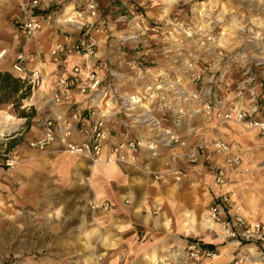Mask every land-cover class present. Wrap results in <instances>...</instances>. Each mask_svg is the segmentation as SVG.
Returning <instances> with one entry per match:
<instances>
[{
    "label": "rangeland",
    "instance_id": "obj_1",
    "mask_svg": "<svg viewBox=\"0 0 264 264\" xmlns=\"http://www.w3.org/2000/svg\"><path fill=\"white\" fill-rule=\"evenodd\" d=\"M24 1L0 0V70L16 74L13 63L26 50L29 67L41 59L46 64L45 90L50 91L56 68L51 49L87 28L101 58L123 73L131 90L162 84L164 77L171 82L177 75L176 85L189 86V63L206 69V81H218L217 93L230 104L240 99L242 82L258 87L264 82V0H94L96 15L90 0H40L34 14L43 28L33 36L24 35L18 25L25 17ZM70 17L73 20L65 21ZM34 39L43 45L40 55L31 49ZM146 70L149 79L143 76ZM28 99L21 107L27 116L12 103L0 109V264H91L95 252L89 234L101 227L90 206L93 162L57 145L46 151L32 149L29 140L40 134L45 112L40 104L27 105ZM214 124L223 127V138L247 168L233 166L228 187L235 188L247 218L248 191L263 180L256 192V220L264 222V147L248 134L256 131L236 123ZM257 139L263 141L264 135ZM10 140L15 144L8 151ZM8 159L16 161L13 166ZM216 230L215 236L223 238ZM246 264H264V247Z\"/></svg>",
    "mask_w": 264,
    "mask_h": 264
},
{
    "label": "built area",
    "instance_id": "obj_2",
    "mask_svg": "<svg viewBox=\"0 0 264 264\" xmlns=\"http://www.w3.org/2000/svg\"><path fill=\"white\" fill-rule=\"evenodd\" d=\"M39 2L24 1L25 17L18 25L26 36H33L43 28V21L34 14ZM89 7L96 15L94 0H90ZM50 56L56 68L52 71L53 81L48 92L44 89L48 80L45 68L41 65L30 68L26 50L20 51L13 63L16 75L31 88L27 105L40 104L45 112L39 125L40 134L29 140V146L34 150L46 151L57 145L71 155L91 159L94 165L137 166L141 163L142 152L155 154L162 148L179 147L184 148V152L175 153L172 161L177 168L180 156L190 163L199 161L206 144L197 141L189 145L186 138L164 128L168 111L179 115L172 117L177 127L184 124L182 112L189 111L192 116L200 115L220 123H237L264 135V100H261L264 82H261V87L244 86L245 82H242L238 89L240 99L230 104L217 93L219 82L211 81L212 84H209L205 78L206 69L189 63L185 67L189 86L148 83L143 91H128L124 87L123 73L109 66L106 60H101L90 28L77 38L66 37L55 44ZM73 56L79 61L68 63V58ZM60 63L64 64L62 68ZM168 86L171 87L169 94L165 91ZM173 105L180 108L176 110ZM113 117L119 118L126 129L111 142L113 130L110 123ZM212 145L218 152L227 155L225 163L211 165L217 185L226 183L228 165L247 170L242 168L241 156L233 153L229 143L217 138ZM15 162L14 159L7 160L10 166ZM178 169L180 174L184 173L182 168ZM235 198V190L224 192L211 205L207 216L208 229L214 230L211 224H216L220 229L219 236L238 246L229 264H246L257 255L258 248L264 247V222L250 221L240 213ZM90 206L94 211L108 212L113 209L111 202L97 199H93ZM220 254L215 246L192 239L186 247L175 250L172 257L184 264H212ZM96 259L97 264H105L101 254Z\"/></svg>",
    "mask_w": 264,
    "mask_h": 264
},
{
    "label": "crops",
    "instance_id": "obj_3",
    "mask_svg": "<svg viewBox=\"0 0 264 264\" xmlns=\"http://www.w3.org/2000/svg\"><path fill=\"white\" fill-rule=\"evenodd\" d=\"M42 47V43L36 39L31 49L36 51L35 53L39 52L40 55ZM68 59L79 61L76 56ZM44 64L45 62L41 59L33 67ZM147 73L150 72L146 70L143 76L151 78ZM151 73L157 74L155 71ZM167 78L169 77H164L167 83L180 82L179 75L171 82ZM124 82L127 85L126 79ZM144 85H137V88L132 90L127 86L124 87L128 91H143ZM169 89H171L170 86L165 90L166 93L170 92ZM45 91L48 92V90ZM172 108L177 110L180 107L173 105ZM165 115L168 119L163 124L164 128L186 138L189 145L197 141L206 144L199 161L190 163L184 156H180L177 159V166L184 172L180 174L172 161L173 155L178 152L183 153L184 148L176 147L162 148L155 154L142 152L141 163L137 166L96 164L94 167L93 164L92 199L109 201L113 209L108 212H96L100 218L101 227L100 232L91 231L89 234V237L94 239L93 242L91 241V248L95 252V257L99 254L103 256L105 264H184L176 262L172 253L186 247L190 240L200 239L215 246L223 254L222 257L214 259L212 264H229L238 246L233 242L226 243L227 239L224 237L215 236L214 232L217 233L218 226L211 224L214 230L208 232L207 220L211 205L221 194L231 191L228 187L231 185L229 176L232 174L230 171L233 166H228L227 181L222 185L214 182V175L210 170L212 164L226 161L227 155L218 152L212 145L215 139L223 138V127L214 124V122L217 123L216 120L200 115L192 116L189 111L182 112L184 124L177 127L172 117L179 115H172L169 111ZM111 120L110 126L113 130L111 142H114L126 126L119 118L113 117ZM254 131L256 133L252 132L253 138L249 137L258 140L257 137L262 134L256 129ZM238 137L240 138V135ZM222 140L226 141L224 138ZM257 143H264V139L258 140ZM259 146L262 147V144ZM258 184L248 191L249 212L246 210V214L250 221H261L256 220L260 211L257 209L256 192L261 189L263 180ZM235 200L238 202L237 198ZM240 213L243 214L241 207ZM95 257L93 256L91 264H97Z\"/></svg>",
    "mask_w": 264,
    "mask_h": 264
},
{
    "label": "trees",
    "instance_id": "obj_4",
    "mask_svg": "<svg viewBox=\"0 0 264 264\" xmlns=\"http://www.w3.org/2000/svg\"><path fill=\"white\" fill-rule=\"evenodd\" d=\"M30 96L31 88L25 80L9 70H0V109L4 104L12 103L19 114L26 115V110L21 109L22 102ZM14 144L15 140L7 142V150L14 147Z\"/></svg>",
    "mask_w": 264,
    "mask_h": 264
},
{
    "label": "bare ground",
    "instance_id": "obj_5",
    "mask_svg": "<svg viewBox=\"0 0 264 264\" xmlns=\"http://www.w3.org/2000/svg\"><path fill=\"white\" fill-rule=\"evenodd\" d=\"M71 20H73V18L72 17H70V18H68V19H66L65 21H71ZM34 40H36V39H34ZM229 131V130H228ZM248 134H249V136H251L252 138H253V136H254V134L253 133H249L248 132ZM254 141H255V143H257L258 142V140H256L255 138H254ZM258 144H262V147H264V143H258ZM73 159V158H72ZM96 165H94V167H95ZM222 255L223 254H220L219 256H217L215 259H217V258H220V257H222Z\"/></svg>",
    "mask_w": 264,
    "mask_h": 264
}]
</instances>
